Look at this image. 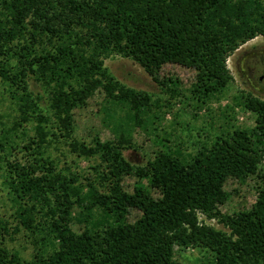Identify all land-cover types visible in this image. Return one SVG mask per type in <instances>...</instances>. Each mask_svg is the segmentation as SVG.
<instances>
[{
	"label": "trees",
	"instance_id": "16d2710c",
	"mask_svg": "<svg viewBox=\"0 0 264 264\" xmlns=\"http://www.w3.org/2000/svg\"><path fill=\"white\" fill-rule=\"evenodd\" d=\"M258 36L264 38V0H0V81L17 105L12 128L35 123L25 146L32 160L25 163L9 160L10 130H0L15 218L34 247L29 260L9 250V228L0 220V264H179L176 246L209 250L214 264H264V100L246 98L256 117L252 129L218 137L189 159L163 146L154 160L134 167L123 155L132 136L121 122L147 124L151 99L115 80L104 65L113 54L130 58L155 81L164 66L178 65L193 70L194 89L209 96L232 80L227 59ZM30 81L46 91V106ZM97 93L123 113L120 120L108 115L122 132L113 140L95 138L93 146L70 141L73 151L97 157L103 167L94 168L100 184L88 181L79 189L47 152L54 130L71 139L75 110ZM131 175L158 196L141 185L128 194L123 181ZM250 176L260 181L254 204L222 214L227 181ZM134 209L140 216L131 222ZM74 222L83 223L80 232Z\"/></svg>",
	"mask_w": 264,
	"mask_h": 264
},
{
	"label": "rangeland",
	"instance_id": "374dc122",
	"mask_svg": "<svg viewBox=\"0 0 264 264\" xmlns=\"http://www.w3.org/2000/svg\"><path fill=\"white\" fill-rule=\"evenodd\" d=\"M226 64L232 76L231 82L224 90L205 96L194 89L196 73L193 70L169 64L160 70L155 81L130 58L117 54L109 56L104 65L115 80L127 88L147 94L151 99L147 124L133 128L132 124L121 122L122 130L130 131L132 136V146L123 151L126 161L134 167L145 166L148 161L154 160L163 146L179 149L189 159L199 151L210 148L218 137L234 130L252 129L256 117L246 109L245 103L249 94L264 100V38L258 36L242 45L227 59ZM29 84L34 94L45 98L43 106H46V91L37 82L30 81ZM7 90L0 81V130H10L7 137L12 146L6 155L11 161L29 162L32 155L25 146L34 137L35 123L30 120L22 123L21 127L12 128L18 112ZM114 110L103 101V95L97 93L85 107L75 110L71 139L60 137L54 130L57 138L52 139L47 154L57 171L74 180L71 186L79 188L87 185L88 181L94 185L100 184L94 171V168L103 170L98 166L101 165L100 159L81 156L69 144L71 140H77L93 146L95 138L103 142L116 138L122 131L110 123L108 115L120 120L123 113L118 108ZM4 169L5 165L0 162V220L7 222L10 236L6 237V246L22 259L29 260L34 252L33 243L29 239V232L18 227L15 218L16 197L5 182ZM140 185L153 197L158 196L156 191L148 188L146 181L133 175L124 178L123 188L128 194H134ZM259 185L256 176L242 181L229 179L224 186L228 199L220 206L222 214L232 216L250 209L256 200ZM101 187L98 189L102 190ZM87 190L85 187L84 193ZM93 213V221L100 220L98 211L94 210ZM139 216L138 210H130L128 220L133 222ZM200 220L216 229L225 230L217 220H205L202 216ZM82 228V222L73 223L75 231L80 232ZM173 261L179 264H214V254L206 249L176 246Z\"/></svg>",
	"mask_w": 264,
	"mask_h": 264
}]
</instances>
